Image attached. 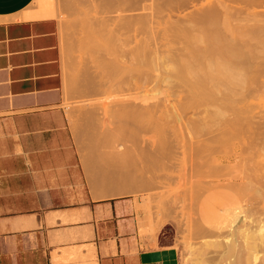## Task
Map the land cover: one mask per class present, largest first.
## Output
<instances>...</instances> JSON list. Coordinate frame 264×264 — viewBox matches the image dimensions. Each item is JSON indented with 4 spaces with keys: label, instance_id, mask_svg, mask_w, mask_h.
Masks as SVG:
<instances>
[{
    "label": "rangeland",
    "instance_id": "1",
    "mask_svg": "<svg viewBox=\"0 0 264 264\" xmlns=\"http://www.w3.org/2000/svg\"><path fill=\"white\" fill-rule=\"evenodd\" d=\"M30 7L56 23L60 129L75 187L92 198L91 187L105 192L103 175L125 180L129 192L117 197L135 202L141 246L161 230L178 264H225L222 239L244 230L262 243L251 262L264 264V0H33ZM129 14L134 20L123 21ZM90 78L100 82L97 94ZM78 85L90 89L82 96ZM115 85L119 96L109 89ZM118 100L139 101L141 115L112 113L108 105Z\"/></svg>",
    "mask_w": 264,
    "mask_h": 264
},
{
    "label": "crops",
    "instance_id": "2",
    "mask_svg": "<svg viewBox=\"0 0 264 264\" xmlns=\"http://www.w3.org/2000/svg\"><path fill=\"white\" fill-rule=\"evenodd\" d=\"M32 1L0 0V264H178L161 230L141 246L132 197L75 187L56 23Z\"/></svg>",
    "mask_w": 264,
    "mask_h": 264
},
{
    "label": "bare ground",
    "instance_id": "3",
    "mask_svg": "<svg viewBox=\"0 0 264 264\" xmlns=\"http://www.w3.org/2000/svg\"><path fill=\"white\" fill-rule=\"evenodd\" d=\"M249 1V0H248ZM251 2H252V0H251ZM134 18H135V15L134 14H129V15H125V16H123L122 17V20L123 21H125V20H127L128 22L129 21H133L134 20ZM112 29V28H111ZM109 30H110V28H109ZM108 30V31H109ZM112 32L114 31L113 29L111 30ZM108 33V32H107ZM113 34V36H114V33H112ZM113 36H111V37H113ZM114 70V69H113ZM80 71V70H79ZM74 72V71H73ZM96 72H97V70H96ZM72 73V72H71ZM77 73H79V72H77ZM74 74H76V72L74 73ZM85 75V74H84ZM87 75V74H86ZM85 75V76H86ZM93 75V74H92ZM92 75H90L89 77H91ZM71 76H72V74H71ZM74 76H77V75H74ZM74 76H72V77H74ZM98 76V75H97ZM113 76H116V74L115 75H113ZM72 77H70V78H72ZM77 77H81V76H77ZM88 77V76H87ZM86 77V78H87ZM93 77V76H92ZM96 77V76H95ZM74 78H76V77H74ZM74 78H72V80L74 79ZM78 78V79H79ZM93 78H90V80L92 81H90L91 83H89L90 85L92 84V86L95 84V80L94 79H96V78H94L93 80H94V84H93V80H92ZM99 79V78H98ZM75 80V79H74ZM87 80V79H86ZM88 80H89V78H88ZM100 80V79H99ZM101 81V80H100ZM77 83V80H75L74 81V83ZM78 82H79V80H78ZM73 83V82H72ZM73 83V84H74ZM97 83V82H96ZM99 83V87H100V82H98ZM102 83V82H101ZM80 85V84H79ZM79 85H78V87H79ZM96 85V84H95ZM114 85V84H113ZM90 87L91 88V92H98L99 91V87L96 85L95 87ZM116 86V85H115ZM118 86H120V85H117L116 87H118ZM73 87L75 88V87H77L76 85H73ZM72 87V88H73ZM87 87V86H86ZM97 87V88H96ZM80 89L79 90H77V89H75V90H73L74 92H76L77 94L79 93H81V95L83 96V91L85 92V90H88V89H90V88H88L87 87V89L86 88H82L81 89V87H79ZM94 88V89H93ZM111 88V91L113 92H111L112 93V95L115 93L114 91H117L116 89H122V87L120 86V87H118V88H114V90L112 89V87L110 86L109 87V89ZM124 88V87H123ZM125 89V88H124ZM130 89V88H129ZM81 90H82V92H81ZM93 90H95V91H93ZM97 90V91H96ZM119 90V91H120ZM126 90V89H125ZM124 90V91H125ZM133 90V89H132ZM79 91V92H78ZM107 91H109V90H107ZM123 91V90H122ZM127 91L129 92V90H128V87H127ZM118 92V91H117ZM110 93V92H109ZM106 94V91L104 92V94H106L107 96L106 97H109L111 94ZM122 94H123V92H121ZM126 93V92H125ZM130 93H132V91H130ZM146 93H147V91H146ZM93 94V93H92ZM95 94H97V93H95ZM116 94H118V96H119V93H115V95H113V96H116ZM121 94V95H122ZM126 94H128V93H126ZM133 94V93H132ZM120 95V96H121ZM131 95V94H130ZM113 96H110V97H113ZM126 96V95H125ZM143 96V95H142ZM147 96V95H146ZM115 98V97H114ZM123 98V97H122ZM143 98V97H142ZM144 98H145V96H144ZM93 100H94V98H92ZM96 99V98H95ZM140 99V98H139ZM148 98H146V99H144V102L143 101H141L142 103H145V100H147ZM76 100V99H75ZM136 100H138V98L136 99ZM143 100V99H142ZM87 101H89V99L87 100ZM92 101V100H91ZM147 101H150V99L149 100H147ZM74 102V101H73ZM139 102V101H138ZM138 102H132V101H130V102H124V101H114V102H111L108 106H109V108H110V110L112 111V113L114 112V114H116V112H119V115L118 116H120V114H121V112H122V114L123 115H125L124 114V112L126 113V114H128L129 116H130V112L131 111H134L135 110V108L137 107H139L138 105H141V104H137ZM75 103V102H74ZM148 103V102H147ZM150 103V102H149ZM148 103V104H149ZM73 104V103H72ZM148 104H144L143 106H141L142 108H145L144 106L146 105H148ZM135 105V106H134ZM137 105V106H136ZM134 106V107H133ZM149 107H148V113H149V115H150V105H148ZM134 110H133V109ZM69 109V108H68ZM132 109V110H131ZM140 109V108H139ZM70 110H72L71 108H70ZM75 110V109H74ZM138 111H140V110H135L133 113H135V112H138ZM142 111V110H141ZM85 113H86V111H84ZM145 112H146V108H145ZM146 112V113H147ZM81 113V112H80ZM89 113V112H88ZM88 113H86L87 115H89ZM139 113V115H141L140 114V112H138ZM86 114H84V115H86ZM117 115V114H116ZM123 115H121L120 117L121 118H123ZM133 115V114H132ZM145 115V114H144ZM147 115V114H146ZM81 116V115H80ZM134 116V115H133ZM114 117H117V116H114ZM137 117H138V115L136 116V121L138 120L137 119ZM82 118H83V116H82ZM121 118L119 119L118 118V122H120L119 120H121ZM130 118H131V116H130ZM129 118V119H130ZM134 118V117H133ZM142 118H144V117H139V120H142ZM84 119V118H83ZM82 119V120H83ZM116 119V118H115ZM135 119H133L134 121H135ZM82 120H80L79 122H81ZM117 120V119H116ZM122 120H124V119H122ZM121 120V121H122ZM139 120L137 121V122H139ZM131 121V120H130ZM134 121H132V123H134ZM142 122V121H141ZM85 123V122H84ZM121 123V122H120ZM125 122H123L122 121V124H124ZM127 123V122H126ZM125 123V124H126ZM131 123V126L133 127V124ZM140 123V122H139ZM143 123V122H142ZM86 125V124H85ZM137 125V124H136ZM128 126V125H127ZM127 126L125 125V128H127ZM130 126V125H129ZM128 126V127H129ZM130 126V127H131ZM79 127V126H78ZM85 127V126H84ZM122 127V126H121ZM124 127V126H123ZM122 127V128H123ZM129 127V128H130ZM131 127V128H132ZM83 127H81V130H82V132H83V129H82ZM129 128H128V130H129ZM130 128V129H131ZM86 129V128H85ZM85 129H84V132H85ZM92 129V128H91ZM87 130H89V129H87ZM86 130V131H87ZM92 130H95L94 128L92 129ZM123 130H125L124 128H123ZM122 130V131H123ZM128 130L126 129L125 131H127L128 132ZM90 131V130H89ZM88 131V132H89ZM124 131V132H125ZM131 131V130H130ZM81 132V131H80ZM92 132V131H91ZM94 133V132H93ZM91 134V133H90ZM88 135V134H87ZM86 135V136H87ZM92 135V134H91ZM93 135H95V133L93 134ZM87 147H89L90 146V143H89V146H88V144L86 145ZM118 147V146H117ZM91 148V147H90ZM89 148V149H90ZM88 149V150H89ZM90 152H91V149H90ZM109 176V175H108ZM107 175H103V179H102V185H103V187H104V190H105V192L101 195V196H105V197H107V196H115V195H120V194H122V193H125V192H129L127 189H125L126 188V186L128 185V184H126L125 183V180H122V179H116V178H114L113 176H109L108 177ZM244 221V220H243ZM241 225H243L242 223H240ZM259 225V224H258ZM245 226V225H244ZM247 226V225H246ZM245 226V227H246ZM252 226V225H251ZM247 227H249V226H247ZM243 228V227H242ZM233 229H235V228H233ZM247 229V228H246ZM250 229V228H249ZM252 229V228H251ZM253 229H256V228H253ZM262 229V228H261ZM260 229V230H261ZM232 230V229H231ZM236 230V229H235ZM235 230H233V231H235ZM238 230V229H237ZM240 230L242 231V229H240L239 228V232H240ZM244 230V229H243ZM258 230V229H257ZM260 230L258 231V232H260ZM212 232V231H211ZM232 232V231H231ZM150 233V232H149ZM235 233H236V231H235ZM256 234V233H255ZM258 234H260V233H258ZM257 234V235H258ZM216 235V234H215ZM226 235H227V233H226ZM240 236H239V238L234 234V233H231V235H230V237H229V239H226V240H223L222 239V242H221V245H224V248H226L227 250L224 252V255H223V258H224V261H225V264H254V263H252L251 261H253V257H255L254 256V254H256L255 252L257 251V250H259L258 249V247H257V245L259 246L260 245V243L261 242H257L258 244H256V242H255V239H254V241L252 242V234L250 233V231L249 230H244V231H242L240 234H239ZM258 236H261V234L260 235H258ZM215 237V236H214ZM227 237V236H226ZM264 236L262 235L261 237H260V240L262 241ZM254 238V237H253ZM220 242V241H219ZM220 244V243H219ZM218 244V245H219ZM261 245H262V243H261ZM260 245V246H261ZM199 251V250H198ZM258 252V251H257ZM197 253V252H196ZM195 253V254H196ZM199 253V252H198ZM189 254H190V252H189ZM222 254V253H221ZM185 256V255H184ZM189 260V259H188Z\"/></svg>",
    "mask_w": 264,
    "mask_h": 264
}]
</instances>
